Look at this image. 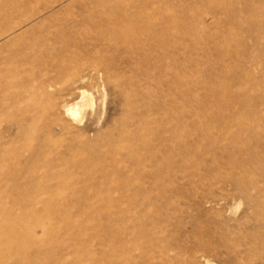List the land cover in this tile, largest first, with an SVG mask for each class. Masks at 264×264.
<instances>
[{
    "label": "rangeland",
    "instance_id": "obj_1",
    "mask_svg": "<svg viewBox=\"0 0 264 264\" xmlns=\"http://www.w3.org/2000/svg\"><path fill=\"white\" fill-rule=\"evenodd\" d=\"M2 228L0 264H264V0H0Z\"/></svg>",
    "mask_w": 264,
    "mask_h": 264
},
{
    "label": "bare ground",
    "instance_id": "obj_2",
    "mask_svg": "<svg viewBox=\"0 0 264 264\" xmlns=\"http://www.w3.org/2000/svg\"><path fill=\"white\" fill-rule=\"evenodd\" d=\"M118 29V28H117ZM58 31V30H57ZM42 35V34H41ZM45 35H46V33H45ZM59 35V34H58ZM50 36V35H49ZM56 36V35H55ZM42 37V36H41ZM32 39V38H31ZM43 39V38H42ZM53 39V38H52ZM56 39H57V37H56ZM29 42V41H28ZM36 42V41H35ZM38 42V41H37ZM63 42V41H62ZM33 43V42H32ZM25 45H26V43H24ZM64 47V46H63ZM65 50V49H64ZM71 109V108H70ZM67 111V110H66ZM70 111V110H69ZM68 112V111H67ZM75 109H72L71 111H70V114L69 115H72V116H74L75 115ZM75 117H76V115H75ZM76 120V119H75ZM79 120V119H78ZM7 209V208H6ZM6 209H4L5 211H6ZM7 211H8V209H7ZM5 213V212H4ZM6 214H8V212L6 213ZM31 214H32V212H31ZM14 228V227H13ZM13 228H10V234H9V238H8V243L12 246V247H16V248H22L23 247V245H24V243L22 242V241H20V240H18V238H17V231L15 232V228L13 229ZM6 230L7 229H5V228H2V230H0V234H2V233H4V232H6ZM9 230V229H8ZM8 230H7V232H8ZM30 236V235H29ZM14 247V248H15ZM20 248V249H21ZM25 248V247H24ZM19 249V250H20ZM2 250V249H1Z\"/></svg>",
    "mask_w": 264,
    "mask_h": 264
}]
</instances>
